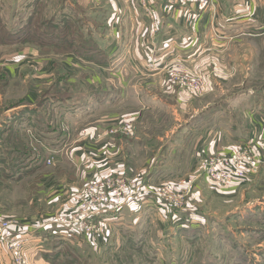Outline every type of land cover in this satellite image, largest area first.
<instances>
[{"label": "rangeland", "instance_id": "374dc122", "mask_svg": "<svg viewBox=\"0 0 264 264\" xmlns=\"http://www.w3.org/2000/svg\"><path fill=\"white\" fill-rule=\"evenodd\" d=\"M109 3L111 0H0V38L4 37V31L9 42L15 43L13 40L17 37L26 40L22 42L24 44L17 46L38 49L39 53L35 56L51 58L56 67L49 80L40 78L23 81V78L19 77L17 81H13L0 71V121L12 116L13 111L3 112L4 108L9 106L24 105L25 107L20 108L22 112L29 111V107L35 109L39 106L42 108L39 121L43 120L44 123L53 118L57 126L63 122L73 134L79 132L81 136L83 135L82 130L86 129L90 121H72L63 112L64 106L71 95L73 97L69 99V103L79 106L83 101L81 96L89 94L94 96L96 93H93L90 86H85L78 80L70 84L69 71L62 60L68 56L73 58L76 56L78 62H86L74 50L77 47L83 49L90 46V43L82 41L83 38L95 39L94 34L91 33V36L85 31L88 26L91 29L100 25L104 28L107 25L109 21L107 15L111 12ZM203 21L204 19L201 23ZM31 22L33 25L29 27ZM45 38H48L52 44H38V41H43ZM4 39L1 38L0 41ZM95 41L98 43L96 39ZM72 43L77 47H72ZM218 48L220 50L213 53L214 64L211 63L206 70H197L191 62L187 63L184 60H175L163 66L165 80L172 83V87L199 96L191 99L188 106L176 103V96L159 94L157 91L147 93L155 95L161 104L152 109H143L144 104L137 105L131 93L134 89L130 88V93L125 89V96L120 104L116 102L115 108L114 103L110 106L109 109H114L120 114L137 110L145 112L139 123L136 122L134 125L133 138L125 134H116L122 137L126 150L133 147L131 142L137 144L138 158H132L136 164L139 160L138 165L143 172L136 177L128 176V179L131 183L135 180L136 183H144L141 189L146 191V185H149L152 191H155L170 183V180L176 181V178L180 180L185 177L187 179L191 175L192 183L185 199L191 202L194 199L191 195L194 194L197 184L201 187L208 188V186L197 172L187 170L188 152L172 154L168 151L169 142L179 133L180 126L199 119L202 117V111L204 113L207 108L219 110L217 111L219 115L230 109L237 118L234 107H238V102L243 99L246 101L249 99L248 105L257 111L263 110L264 106L261 105L263 99L260 95L264 94V35L243 36L236 41H228ZM6 52V49L0 50V56L8 54L9 51ZM229 63L233 64V69L228 74L225 73V65ZM79 65L82 69L83 65L81 63ZM181 78L203 82L202 90L196 91L183 86ZM130 81H132L131 85H135L138 89L143 85L138 78H132ZM30 87H37L38 92V95L32 99L26 97ZM144 99L148 100L147 97ZM99 114L93 117L99 118L105 113ZM177 114L182 120H175ZM134 126L132 124L131 131ZM18 128L19 125L14 122L0 127V152L8 157L5 159L7 161H0V220L31 226L44 221L55 223L57 219L70 217L73 211L77 210L92 185L116 175H126L125 170L121 169L117 173L99 176V170L102 171L105 166L103 165L101 169L100 167L107 160L99 152H90L85 157V161H88L86 170H92L87 171L83 177L79 170L81 165L66 161V158L61 161L55 159L48 165L45 155L49 147H37L40 153L34 150L31 145L32 137ZM74 143H77L76 140ZM52 145L58 146L57 151L65 148L63 152H68L69 146L65 147L64 143L61 145L59 142L55 146L52 143ZM37 155L41 158L38 161L33 158ZM178 159H180L179 164H177ZM143 163H146L144 167ZM164 165L173 166L174 172L180 174L177 176L165 174L160 169ZM150 167L157 169L149 172ZM77 186L79 189L75 188ZM242 187H250L248 198L237 195L228 201L219 195H214L206 188L202 189L198 199L201 201H198L196 206L198 212L202 213L201 223L195 220L180 221V223L179 219L175 222H160L155 214L154 220L151 221L147 216L139 215L135 224L138 234L136 238H128L126 237L128 232L127 234L122 232L121 240L105 244L102 238L104 226L102 232L89 242L85 243L87 240L84 242L79 239V242L85 243L84 245L82 243V246L79 242L67 241V237L61 235L60 238H51L48 241L49 246L43 247L40 252L50 264H264V214H262L264 211L258 209V206H264L260 203L264 201L262 198L264 191L255 189V184L250 183ZM126 190L125 196L129 197L133 193L138 194L137 190L140 189L128 186ZM244 190L245 188L241 194ZM223 191L225 190L220 189L218 192ZM173 202V200L169 201L171 204ZM253 210H257L263 217L258 219L257 217L260 216H256ZM128 219L131 220L132 217ZM57 226L63 229L61 233L68 230L59 224ZM70 234L76 239L79 238L74 232L65 235ZM97 241L100 249L91 250Z\"/></svg>", "mask_w": 264, "mask_h": 264}, {"label": "crops", "instance_id": "0c3cea01", "mask_svg": "<svg viewBox=\"0 0 264 264\" xmlns=\"http://www.w3.org/2000/svg\"><path fill=\"white\" fill-rule=\"evenodd\" d=\"M148 1L156 10V32L152 31L151 22L145 16L143 8L137 0H111V3H109L111 12L107 15L109 19L107 25L104 28L101 25L91 27L92 34L107 54V61L97 62L82 58L86 62H78L79 59L76 56L74 58L68 56L62 60L63 65L69 71L67 72L69 73L70 84H74L78 80L85 86H90V89L94 91L93 93H96L94 96H91L92 94L81 96L83 101L79 106H74L71 101L69 103V99L73 97L71 95L66 100V106L63 110L72 121L89 120L90 122L84 130L89 131L92 135L96 134L97 130H102L104 127L125 119H130L133 126L142 119V114L145 112L141 110L120 114L114 109H109L112 103H114V108L116 102L121 103L125 96V89L129 93V88L134 89L131 93L135 97L137 105L142 106L144 104L142 108L147 110L161 104V101L159 102L155 95L152 96L147 92L156 93L159 91V94L165 93L176 96V103L187 104V106L191 99L199 97L186 91L176 90L177 87H172L173 84L165 80L164 77L163 66L165 64L175 60H184L187 63L191 62V65L195 66L197 70H206L211 63L214 64L213 53L220 50L218 47L223 46L228 41H236L243 36L259 37L264 35V0H214V5L206 8L204 15L196 9L194 4H189L186 7H173L168 5L166 0ZM186 11L191 16L190 20L186 16ZM102 16L104 17V13H102ZM202 19H204L203 23H201ZM94 28L96 29L94 30ZM22 44L24 43L9 42L2 44L0 50L6 49L9 52L0 56V71L6 78L13 81H17L19 77L23 78V81L40 78L49 80L56 68L55 62L51 58L36 57L35 55H38L39 52L34 47L17 46ZM31 57L33 59H30ZM80 63L83 65L82 69ZM232 65L231 63L225 65V73L229 74L231 72ZM132 78H138L143 85H140L139 89L135 85H131L132 81L130 79ZM36 88L30 87L26 97L32 99L37 96ZM260 96L263 99L261 105L264 106V94ZM144 97H147L148 100H145ZM249 102V99L247 101L243 99V101L238 102V107H234L236 108L237 118L233 116L230 109L224 111L223 115L217 113L219 110L205 109L204 113L206 114L202 111V117L180 126L179 133L169 142L168 151L172 154L188 152L187 170L197 172V164L204 157L223 155L228 153L231 147L249 145L260 159L255 174L248 173V177L252 175L249 179L247 177L243 183L235 184L223 192L214 191L210 187H201L197 184L194 188V194L191 195L194 199L191 202L186 200L184 202L186 204L182 207H175L167 200L154 197L149 191V185L145 184L147 187L145 191L143 188L141 189L144 183H136L137 180L132 181L130 187L139 188L138 194L130 195L121 201L116 208L108 209L101 215L105 226L102 235L105 244L110 241L121 240L123 238L122 232H125V234L128 232V236H126L128 238H136L138 234L136 233L135 224L139 215L147 216V219L151 221L154 220L153 215L155 214L160 222H175L179 219V222L195 220L201 223L202 213L198 212L196 206L198 201H201L198 199L204 188L227 201L237 195H242L247 199L248 190L251 186H242L249 183L251 185L255 184V189L258 188L264 191V108L257 111L254 107L248 105ZM21 107L25 106L17 105L4 108V113L12 111L13 113L11 117L8 116L0 121V127H3L4 124H11V122L19 125V130L23 129L25 133L32 137L31 145L34 150L39 152L37 147H49L46 152L47 155H45L46 158L53 154L56 161L66 158V161L81 165L79 170L83 177L87 174V171L92 170H86L85 166H87L88 161H85V157L90 152H99L103 158L107 159L104 162L105 164L100 167L101 169L103 165L105 166L102 171L99 170V176L117 173L121 169L125 170L126 177H136L142 174L143 169H140L138 165L139 160L137 164L135 161L133 162V158H138L135 142H131L130 144H133V147L126 150L121 136L115 135L116 137L109 136L95 140L85 135L81 136L79 132L73 134L67 124L61 122L60 126H57L53 118L44 121V123L43 120L39 121L42 112L41 107L38 106L35 109L29 107L30 110L27 112H22ZM97 113H100L99 115L105 114L99 118L93 117ZM178 119L182 120L179 114H177L175 120ZM69 123L71 122L69 121ZM36 133H40V135H36ZM134 134L135 126L131 134L126 136L133 138ZM54 138L55 140H53ZM75 140L77 143H74ZM59 142H61V145L64 143L65 147L69 146L68 152H63L65 148L57 151L59 148L55 145ZM52 143L57 148L53 147ZM7 158L6 154L0 152V161H7L5 160ZM33 158L37 161L41 159L38 155ZM131 161L132 164H130ZM179 162L180 159L177 160V164ZM145 164L143 163V167ZM155 169L157 168L151 169L150 167L148 170L154 172ZM160 169L165 174L172 176L180 174L177 171L174 172L175 168L173 166L166 167L164 165ZM188 177L192 176L189 175ZM177 180L179 179L176 178V181L170 180V183L166 185L174 183L169 186L177 188L179 186ZM78 187L75 188L79 189ZM244 188L245 190L241 194ZM262 198H264V195ZM260 203L264 204V201ZM258 209L264 211V206H258ZM253 211L256 216H260L257 210ZM131 217L132 219L129 220L128 218ZM261 217L263 216L257 218L260 219ZM14 225L15 229L21 233L28 249L26 264H50L41 255L40 251L43 247L49 246L48 241L51 238H60L61 235L68 233L67 231L61 233L62 228L55 225V223L46 221L34 226L28 224L17 225L16 223ZM79 239L82 238L80 236L77 239L75 237L66 238L67 241H76L77 243ZM82 240L84 241V239ZM80 242L79 245L82 246V243L84 245L89 241ZM92 247L91 250L97 251L100 249L99 241ZM0 264H13L10 253L2 241H0Z\"/></svg>", "mask_w": 264, "mask_h": 264}, {"label": "built area", "instance_id": "2783aa9c", "mask_svg": "<svg viewBox=\"0 0 264 264\" xmlns=\"http://www.w3.org/2000/svg\"><path fill=\"white\" fill-rule=\"evenodd\" d=\"M138 4L143 8L145 16L149 19L152 26V31H157L156 10L149 4L148 0H137ZM168 5L186 7L189 4H194L199 12L214 5V0H166ZM186 16L191 19L188 11ZM183 86H188L196 91L203 88V82L196 79L181 78ZM132 121L125 119L113 125L97 130V133L92 135L89 131L83 130L85 136L91 138H104L116 134H131ZM55 155L50 154L46 158V163L52 164L55 161ZM260 163L259 157L251 150L249 145L232 147L230 151L223 155L207 156L201 159L198 163L197 175L201 176L205 184L217 191L220 189H228L235 184H241L245 181L248 173H255ZM192 178H182L178 181L179 186L173 188L169 185H163L152 191L149 188L151 195L163 200H173L175 207H182L186 197L190 191ZM128 186L131 182L125 175H116L102 181H99L91 186L88 195L82 199L77 210L68 218L57 219L55 224L65 227L67 232H74L82 239L89 241L103 230L104 223L101 215L104 211L116 208L125 196ZM137 192H139L137 190ZM137 195V193H133ZM130 196V195H129ZM66 234V233H65ZM63 237L70 238V235ZM0 241H2L10 253L13 264H26L27 246L21 233L15 229L13 222L9 220H0Z\"/></svg>", "mask_w": 264, "mask_h": 264}, {"label": "trees", "instance_id": "16d2710c", "mask_svg": "<svg viewBox=\"0 0 264 264\" xmlns=\"http://www.w3.org/2000/svg\"><path fill=\"white\" fill-rule=\"evenodd\" d=\"M79 20H80V17H79ZM32 25H33V22H31V24H29V27H31ZM83 27H84V25H83ZM88 27L85 29V31L89 35L92 36L91 29L88 28ZM3 36L4 37H1V38L2 39L5 38V39L0 41V44L9 43V41H7L8 38L5 37L6 36V32H4V31H3ZM13 41H15V42H25L26 40L20 39L19 37H17ZM82 41L90 43V46L82 49L80 47L75 46L72 43V47H74V46L77 47V48L74 47L76 49L74 51L77 52L80 55V57H82V58H84L86 60H90V61H97V62H105V61H107L108 57H107L106 52L100 47V45L95 41L94 38L93 39L91 37H88L86 39L83 38ZM38 44H40V45H50L52 43L50 42V40L48 38H45L43 41H38Z\"/></svg>", "mask_w": 264, "mask_h": 264}]
</instances>
